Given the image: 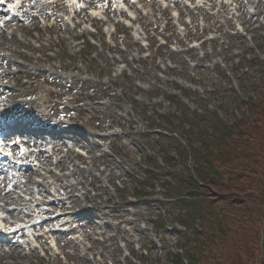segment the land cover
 I'll return each instance as SVG.
<instances>
[{"label": "rangeland", "instance_id": "rangeland-1", "mask_svg": "<svg viewBox=\"0 0 264 264\" xmlns=\"http://www.w3.org/2000/svg\"><path fill=\"white\" fill-rule=\"evenodd\" d=\"M5 2L18 15L0 5V131L23 130L5 144L31 168L0 165L6 227L28 233L0 242V264L169 263L190 231L171 217L158 229L168 206L134 187L162 148L177 155L173 115L240 116L263 69L264 0Z\"/></svg>", "mask_w": 264, "mask_h": 264}, {"label": "trees", "instance_id": "trees-1", "mask_svg": "<svg viewBox=\"0 0 264 264\" xmlns=\"http://www.w3.org/2000/svg\"><path fill=\"white\" fill-rule=\"evenodd\" d=\"M262 64L261 75L251 83L253 94L238 100L240 116L230 113L231 123L213 116L205 128L190 123L185 114L173 115L184 138L177 155L162 148L161 170L157 164L145 171L153 173L154 181L143 179L134 187L136 198L161 194L159 202L168 206L169 212H159L158 229L168 231L165 226L171 217L190 231H177L181 253L169 250L167 264H264Z\"/></svg>", "mask_w": 264, "mask_h": 264}, {"label": "bare ground", "instance_id": "bare-ground-1", "mask_svg": "<svg viewBox=\"0 0 264 264\" xmlns=\"http://www.w3.org/2000/svg\"><path fill=\"white\" fill-rule=\"evenodd\" d=\"M1 143H5V141H2ZM7 157L11 158L12 156L8 153V156H7ZM1 222H2V221H1ZM8 232H9L8 230L3 231L4 234H6V233H8Z\"/></svg>", "mask_w": 264, "mask_h": 264}]
</instances>
